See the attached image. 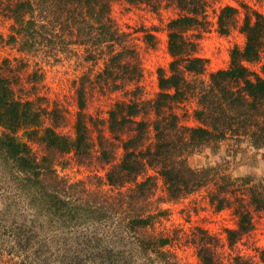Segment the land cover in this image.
I'll use <instances>...</instances> for the list:
<instances>
[{
	"label": "trees",
	"instance_id": "1",
	"mask_svg": "<svg viewBox=\"0 0 264 264\" xmlns=\"http://www.w3.org/2000/svg\"><path fill=\"white\" fill-rule=\"evenodd\" d=\"M174 1L185 13L169 22L168 48L174 58L170 63V73L166 74L160 68V91L155 98L145 102L121 100L114 104L107 120L110 135L101 128L95 129V135L90 123L98 127L97 120L85 112L82 87L78 89L80 111L75 135L69 136L59 132L54 124L43 127V113L54 121L51 116L54 110L41 112L34 100L16 97L12 83L0 72V157L13 163L18 173L25 174L23 178L29 185L36 188V195H33L37 196L35 200L39 201V205L47 209L49 222L56 216L63 218L64 223L96 213V220L107 215L112 217V229L103 230V234L88 231L90 240L86 243L63 248L65 253L71 252L67 254L70 258L67 264H187L178 255L177 239L172 238L166 228H155L156 223L169 211L153 206L158 180L164 184L167 200H179L206 184L204 176H195L187 161V154L199 145L213 138L225 137L228 130H241L242 133L236 134H247L254 144L264 145V77L252 71L247 64L257 62L261 57L264 13L256 11L252 15L246 14L241 28L246 35L244 46H235L230 53L229 67L211 72L209 80L204 83L197 77L206 71V60L189 50L188 41L180 29L195 25L205 7L202 0ZM101 2L103 5L106 3L105 0H50L51 7L53 5L56 9L55 20L63 25L67 22L69 27L68 21L72 18L77 24L88 23L86 20L91 17L95 18V22L103 20L106 12L97 13ZM32 3V0L16 3L11 14L14 23L10 37L15 41L17 33L23 34L20 40L26 42L27 46L41 44L39 48L46 49L47 45L55 43L54 29L49 36L41 32L39 24L33 26L34 21H30L25 25L22 19L25 12L38 8L43 16H47L49 8L42 10L40 3L35 8ZM227 11H236V8L225 6L219 14V25L224 32H227L224 20ZM41 27L46 30V23L42 22ZM115 39L112 35L111 41ZM88 40L78 39L83 45ZM107 40L105 34L98 35L95 45ZM116 41L121 43V48L110 53L105 67V71L114 78L123 72L131 73V62L126 61V58L131 60V48L123 44L121 38ZM187 73L196 76L193 84L188 81ZM191 95L197 98L198 103L194 109V117L200 123L197 126L183 124L174 110L177 104ZM244 121L247 123L244 124ZM21 129L29 139L38 136L46 145L47 153L36 157L29 143L16 135ZM68 153H73L83 165L96 158L101 165L97 173L104 172L102 177L98 176L102 184L100 188L90 190L85 180L70 183L59 176L56 163ZM149 170H154L158 176L150 174ZM70 188L79 189L78 193L68 192ZM224 192L222 197L212 193L211 202L217 210L233 208L238 216L237 228L225 230V242L230 253L223 255L219 251V247L225 245L219 235L198 228L195 234H190L189 243L196 250L198 262L195 264H250L233 252L236 244L253 229L252 212L248 203L234 198L236 195L229 197L228 192ZM252 201L256 208L264 211L263 195L255 193ZM33 227L31 231H35L37 241L31 239L33 244L29 242L25 249L22 240H18L20 247L16 246L17 259L12 264H37L36 261L44 260L45 246L42 241L46 236L39 240L41 233L38 236V232L48 229L41 225L40 231V226L36 224ZM107 237L111 240H106ZM3 248V244H0V254L6 251ZM9 251L13 253L12 249ZM260 256L264 264V249L260 250Z\"/></svg>",
	"mask_w": 264,
	"mask_h": 264
},
{
	"label": "rangeland",
	"instance_id": "2",
	"mask_svg": "<svg viewBox=\"0 0 264 264\" xmlns=\"http://www.w3.org/2000/svg\"><path fill=\"white\" fill-rule=\"evenodd\" d=\"M21 1L0 0V72L12 83L16 97L34 100L41 112L54 110L51 115L54 121L47 113H43V127L54 124L59 132L75 135L80 111L78 89L82 87L85 112L97 120L98 127L90 123L95 135L96 128H101L110 135L107 120L109 111L117 101L145 102L155 98L160 91L159 70L162 68L169 74L170 63L174 59L168 48L169 22L185 13L174 0H105L104 5L101 2L100 7H97V13L106 12L103 20L95 22V18L91 17L86 20L88 23L77 24L72 18L68 21L70 27L67 22L63 25L55 20L56 9L53 5L51 7L50 0H46V3L45 0H32L35 8L40 3L42 10L49 8V12L47 16H43L39 8L36 11L27 8L28 12L24 13L22 20L25 25L34 21L32 25L39 24L41 32L49 36L54 29L55 43L47 45L46 49L39 48L41 44L27 46L26 42L20 40L23 34L17 33V40H11V26L14 23L11 14L16 3ZM201 2L205 10L200 14L199 21L180 31L188 41L189 50L206 60V71L197 77L206 83L211 72L229 67L230 53L235 46H244L246 35L241 29L244 18L246 14L252 15L256 11L264 13V0ZM228 5L235 7L236 11L225 12L227 32H224L219 25V14ZM42 22L46 23V30L42 29ZM101 34H105L108 40L95 45ZM112 35L116 38L115 41H111ZM82 38L89 39L85 45L78 41ZM119 38L131 48V60L126 58V61L131 62V73L123 72L114 78L105 71V67L111 54L121 48V43L116 41ZM113 45L115 46L111 48ZM247 64L252 71L264 77V47L260 59ZM187 78L193 84L196 76L187 73ZM188 90L192 91L190 88ZM197 107V98L191 95L177 104L174 110L183 124L197 126L200 124L194 117V109ZM237 132L243 131L228 130L225 137L213 138L187 154V161L195 176L205 178L206 184L201 188L179 200H167L164 184L162 180H158L153 206L167 208L169 211L156 223L155 228H166L172 238L177 239L178 255L187 264L198 262L196 250L189 244L190 234H195L198 228L219 235L221 242L225 244L219 247V251L223 255H229L225 230L237 228L238 216L233 208L217 210L211 202L212 193H218L222 197L224 191L228 192L229 197L236 195L234 198L238 197L248 203L252 212L253 229L236 244L233 253L242 256L250 264H263L260 250L264 249V211L256 208L252 196L258 193L264 197V145H256L249 135L236 134ZM16 135L29 143L36 157L40 158L47 153L46 145L38 136L29 139L22 129ZM99 166L101 165L95 157L88 165H83L73 153H68L58 160L55 167L60 177L68 179L70 183L85 180L88 188L93 190L102 185L98 176L102 177L104 172L97 173L101 170ZM19 173L13 163L0 157V244H3V249L6 248L0 254V263L16 262V246L20 247L18 240H22V247L25 246V249L32 242L31 239L37 241L35 231H31L33 224L40 226V231L41 225L48 229L38 232V236L41 233L39 240L46 237L42 241L45 257L42 261H36L37 264H67L70 259L67 254L70 255L71 252L65 253V246L86 243L90 240L88 231L103 234V230L112 229V217L107 215L96 220L97 213L85 215L81 219H70L67 223L56 216L49 222L47 209L42 204L39 205V201L35 200L37 196L33 195H36V188L23 178L24 173ZM149 173L157 175L154 170H149ZM104 188L109 189L108 186ZM78 190L70 188L68 192L76 195ZM106 240L111 239L107 237ZM11 249L13 253L9 251Z\"/></svg>",
	"mask_w": 264,
	"mask_h": 264
}]
</instances>
